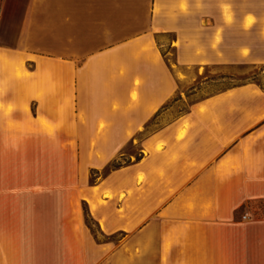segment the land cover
<instances>
[{
    "label": "crops",
    "instance_id": "0c3cea01",
    "mask_svg": "<svg viewBox=\"0 0 264 264\" xmlns=\"http://www.w3.org/2000/svg\"><path fill=\"white\" fill-rule=\"evenodd\" d=\"M252 33L236 0H1L0 264H264V90L168 106Z\"/></svg>",
    "mask_w": 264,
    "mask_h": 264
},
{
    "label": "rangeland",
    "instance_id": "374dc122",
    "mask_svg": "<svg viewBox=\"0 0 264 264\" xmlns=\"http://www.w3.org/2000/svg\"><path fill=\"white\" fill-rule=\"evenodd\" d=\"M1 2V0H0ZM238 10L248 8L256 12H264V0H236ZM250 45L253 51L244 50L243 57L240 54H234L233 64L210 65L207 68H189L190 80L179 85L178 95L168 106L174 105L176 110H186L193 102L204 97L218 94L220 92L243 86L247 83L255 85L264 90V39L259 38L256 33L249 35ZM171 62L175 59V54H168ZM180 97L182 101L178 104L175 101ZM184 98V99H183ZM176 104V105H175ZM124 154L118 161L105 166L100 173L106 174L117 166L124 165L131 160L138 158V150L126 148ZM93 179H90V183ZM90 224L91 220L86 219Z\"/></svg>",
    "mask_w": 264,
    "mask_h": 264
},
{
    "label": "trees",
    "instance_id": "16d2710c",
    "mask_svg": "<svg viewBox=\"0 0 264 264\" xmlns=\"http://www.w3.org/2000/svg\"><path fill=\"white\" fill-rule=\"evenodd\" d=\"M117 167H119V166H117ZM117 167H115V168H117Z\"/></svg>",
    "mask_w": 264,
    "mask_h": 264
}]
</instances>
